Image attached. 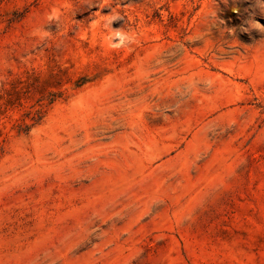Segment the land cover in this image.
Masks as SVG:
<instances>
[{
	"label": "rangeland",
	"instance_id": "rangeland-1",
	"mask_svg": "<svg viewBox=\"0 0 264 264\" xmlns=\"http://www.w3.org/2000/svg\"><path fill=\"white\" fill-rule=\"evenodd\" d=\"M0 264H264V0H0Z\"/></svg>",
	"mask_w": 264,
	"mask_h": 264
}]
</instances>
